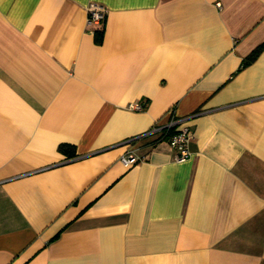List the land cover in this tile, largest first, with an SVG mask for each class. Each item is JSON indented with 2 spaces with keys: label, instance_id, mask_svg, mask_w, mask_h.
<instances>
[{
  "label": "crops",
  "instance_id": "crops-1",
  "mask_svg": "<svg viewBox=\"0 0 264 264\" xmlns=\"http://www.w3.org/2000/svg\"><path fill=\"white\" fill-rule=\"evenodd\" d=\"M262 43L264 0H0V264H264Z\"/></svg>",
  "mask_w": 264,
  "mask_h": 264
},
{
  "label": "built area",
  "instance_id": "built-area-1",
  "mask_svg": "<svg viewBox=\"0 0 264 264\" xmlns=\"http://www.w3.org/2000/svg\"><path fill=\"white\" fill-rule=\"evenodd\" d=\"M219 5V3H217ZM105 7L98 3H90L86 10V24L87 25H101L105 18ZM131 108L140 110L141 103L130 104ZM160 132L157 139H165L170 146L175 150V157L179 161L186 160L190 155L189 143L192 139V133L188 126L184 123V118L176 115L173 111L169 112V118L164 124L154 123L148 130V133ZM130 140L126 141L127 148L119 156V160L125 166L135 164L144 159L134 153L131 149Z\"/></svg>",
  "mask_w": 264,
  "mask_h": 264
},
{
  "label": "trees",
  "instance_id": "trees-1",
  "mask_svg": "<svg viewBox=\"0 0 264 264\" xmlns=\"http://www.w3.org/2000/svg\"><path fill=\"white\" fill-rule=\"evenodd\" d=\"M95 33H96V39L98 41H100L101 38H102L103 30L102 29L96 30ZM262 49H264V43L256 46L248 55H246L243 58L242 66H245V65L249 64L251 61H253L256 58V56L260 53V51ZM59 150L62 153L66 154L68 157H71V156L75 155L74 145H70V144H67V143H61L59 145Z\"/></svg>",
  "mask_w": 264,
  "mask_h": 264
}]
</instances>
